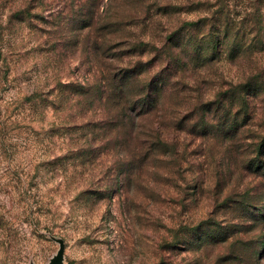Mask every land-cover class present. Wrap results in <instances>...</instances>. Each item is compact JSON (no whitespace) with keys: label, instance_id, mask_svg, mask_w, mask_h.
Returning <instances> with one entry per match:
<instances>
[{"label":"rangeland","instance_id":"1","mask_svg":"<svg viewBox=\"0 0 264 264\" xmlns=\"http://www.w3.org/2000/svg\"><path fill=\"white\" fill-rule=\"evenodd\" d=\"M221 1L235 14V45L251 48L235 67L218 65L224 80L235 75L237 83L248 67L264 76V0ZM129 8L126 0H0V264H240L219 256L238 255L244 244L234 253L231 243L191 248L185 235L198 223L232 233L239 220L251 232L242 254L259 247L255 257L264 256L262 200L253 190L245 195L255 177L243 165L222 194L216 169L206 173L205 191L193 192L177 171L162 176L139 166L123 108L104 85L108 48L125 47L113 23ZM188 11L175 16L192 20L196 11ZM261 81L252 83L249 128L262 139ZM200 144L187 146L193 165L205 161ZM237 201L249 206L242 217L233 213Z\"/></svg>","mask_w":264,"mask_h":264},{"label":"trees","instance_id":"2","mask_svg":"<svg viewBox=\"0 0 264 264\" xmlns=\"http://www.w3.org/2000/svg\"><path fill=\"white\" fill-rule=\"evenodd\" d=\"M126 1L130 5L127 17L122 23H113L112 31L115 37L124 36L125 47L108 48L110 62L104 72L109 80L104 85L115 99V107L119 111L123 108L120 117L130 129L128 138L138 145L139 166L143 171L161 172L162 176L161 170L170 173L169 176L177 171L182 176L180 182L193 192L196 188L205 191L206 173L216 169L215 188L222 194L233 184L235 170L243 165L255 177L254 182L247 183L245 195L251 190L260 194L262 202L256 210L258 221L264 224V157L256 161L236 153L241 148L245 151L256 148L264 153V136L262 139L252 136L249 128L252 83L264 76L256 78L255 69L248 67L243 71L244 77L235 83V75L228 74L231 79L225 81L226 76L218 67L222 61L235 67V59L251 54L250 46L235 45L238 35L232 9L221 0ZM184 10L196 11V16L189 21L175 16ZM141 25L143 32L136 33ZM150 25L157 29L149 31ZM190 140L202 143L199 157L204 156V162L192 164L187 150ZM213 151L218 153L215 155ZM189 173L197 179L187 177ZM248 207L246 202L237 201L233 213L237 209L242 217ZM242 224L237 221L230 233L210 230L206 224L198 223L185 234L186 244L194 248L201 242L209 248L211 244L231 243L234 253L241 243L244 245L238 255H220L219 259L260 264L259 259L264 256L255 257L259 247L250 257L242 254L248 248L251 233L243 228L245 225L240 227ZM252 237L253 243L259 238Z\"/></svg>","mask_w":264,"mask_h":264}]
</instances>
